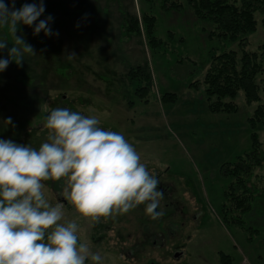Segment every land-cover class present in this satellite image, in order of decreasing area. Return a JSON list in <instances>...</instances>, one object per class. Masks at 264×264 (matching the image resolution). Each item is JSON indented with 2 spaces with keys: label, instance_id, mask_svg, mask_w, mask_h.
I'll use <instances>...</instances> for the list:
<instances>
[{
  "label": "rangeland",
  "instance_id": "obj_1",
  "mask_svg": "<svg viewBox=\"0 0 264 264\" xmlns=\"http://www.w3.org/2000/svg\"><path fill=\"white\" fill-rule=\"evenodd\" d=\"M66 1L67 16L55 5L58 0L45 9L59 11V22L51 24L58 36L46 37L43 31L33 35L27 25L17 31L35 54L0 72V138L38 148L46 140L43 124L51 109L95 115L102 127L124 134L162 188L175 189L185 215L174 216L173 198L161 195L158 217L146 214L141 204L93 220L54 194L53 187L60 192L62 182H44L50 203H63L64 219L77 222L80 239L101 254L103 264H150L147 224L181 226L178 240L163 252L150 253L158 264H222V255L228 264H264V163L250 178L241 170L247 161L241 160L240 168L236 160L251 150L249 118L257 103L249 105L239 92L237 110L212 111L204 83L214 56L235 51L241 59V42L220 35L212 19L197 17L189 0ZM241 2L232 0L238 6ZM22 4L15 1L16 8ZM144 16H149V35ZM131 20L144 30L138 33L136 25L126 30ZM262 21L258 14L256 31L245 36L246 51L264 46ZM0 38L11 47L7 27L0 29ZM69 54L75 56L68 59ZM0 56H7V48ZM8 117L11 125L4 122ZM255 132L264 149V121ZM237 176L243 186L236 192L231 185ZM248 188L260 197L259 208L244 220ZM129 250L140 261L127 260L123 253ZM174 252L183 253L180 261ZM163 253L168 260L159 259Z\"/></svg>",
  "mask_w": 264,
  "mask_h": 264
},
{
  "label": "clouds",
  "instance_id": "obj_2",
  "mask_svg": "<svg viewBox=\"0 0 264 264\" xmlns=\"http://www.w3.org/2000/svg\"><path fill=\"white\" fill-rule=\"evenodd\" d=\"M44 12V0L19 8L15 0L10 5L0 0V29L7 27L13 35L11 47L0 38V51L7 48V56H0V72L35 54L17 35L21 25L32 27L33 35H59L50 14L40 19ZM4 122L11 125L12 118ZM43 127L47 137L38 148L0 138V264H103L101 254L80 239L77 222L64 219L63 203H50L44 182H62L59 196L95 220L141 204L154 215L162 195L159 180L124 134L102 127L95 115L57 107L48 112Z\"/></svg>",
  "mask_w": 264,
  "mask_h": 264
},
{
  "label": "trees",
  "instance_id": "obj_3",
  "mask_svg": "<svg viewBox=\"0 0 264 264\" xmlns=\"http://www.w3.org/2000/svg\"><path fill=\"white\" fill-rule=\"evenodd\" d=\"M15 1L19 3L20 0ZM26 1L28 0H22L23 3H27ZM55 1L57 0H44L45 9H48L49 2H52V5L56 3ZM29 3H31V1ZM189 4L197 17L201 19H212L216 28L221 32L220 35L229 36L232 41L239 40L241 42V59H237V53L235 51L224 52L221 55L214 56L211 66L206 72L204 83L207 87L208 99L213 101L209 104L212 111L237 110L238 106L235 104V99L239 92L244 93L245 99L249 105L257 103L255 110L249 118L253 130L251 150L245 153L244 157L240 156L236 159L239 161L238 165L240 168H242V163L240 161L243 159L247 161L244 168L241 170L244 174L248 175V177L252 178L254 170L264 163V149H262V143L259 140L258 134L255 132L258 124L264 121L263 86L261 85L264 82V46L260 48L261 50L259 49L254 52L246 51L244 49V42L245 36L256 31L258 14L262 16V22L264 24V0H242L240 6L232 3V0H189ZM55 5H57L59 7L58 10L61 9L66 16L70 14L69 1L58 0ZM58 10L50 7L49 10H45V12H47L46 14L44 12L43 16L50 14L58 23ZM129 19L124 20L127 22ZM131 21H128L129 24L126 23L125 25L128 31V27L134 29V25L138 26L137 20ZM148 21L149 16H144L143 24L147 35H149ZM146 22L148 25H146ZM143 30H140L139 26L138 29L136 28L138 33H141ZM236 164V162L233 163L234 166H236ZM231 174H233V171ZM236 182L237 183L234 184L235 186H231H233L237 192L238 190H236V188H239L240 185L243 186V180L241 177L237 176ZM253 187H255V185H253ZM252 192V188L246 190L249 199L246 200V202L248 201V212L244 215V220H246L252 212L257 211L256 208L259 206L258 200L260 197L252 196ZM256 192L257 191H255V193ZM248 229H252L253 232L260 231L254 230V228ZM222 257V264H228L227 257L224 255H222Z\"/></svg>",
  "mask_w": 264,
  "mask_h": 264
},
{
  "label": "flooded vegetation",
  "instance_id": "obj_4",
  "mask_svg": "<svg viewBox=\"0 0 264 264\" xmlns=\"http://www.w3.org/2000/svg\"><path fill=\"white\" fill-rule=\"evenodd\" d=\"M162 182L160 183L159 181V189L162 193V195H165V197L167 198H173V204H174V216L179 217L180 215H185V211L183 210L184 206L182 204H180V202L177 200V195H176V191L172 186H166V188H162ZM53 192L56 196L59 195V191L57 189H54L53 187ZM165 207H169V204H165ZM179 214V216L177 215ZM159 216V214H158ZM157 216V217H158ZM147 232H146V240H145V244L149 247V258H150V264H158L157 260H155L156 258H153L150 253H153L155 250H158V252H163L164 250H166L168 244L171 241H175L178 240L177 237L180 233L181 230V226H157V228H155V226H149V224H147ZM109 228V226H108ZM110 229V228H109ZM173 239V240H172ZM130 253H123L124 257L127 260H132V261H140V256L138 255H132L133 251H130ZM173 258L175 260L180 261L181 258L183 257V253L182 252H174L172 254ZM168 254H160V258L163 261L168 260Z\"/></svg>",
  "mask_w": 264,
  "mask_h": 264
},
{
  "label": "water",
  "instance_id": "obj_5",
  "mask_svg": "<svg viewBox=\"0 0 264 264\" xmlns=\"http://www.w3.org/2000/svg\"><path fill=\"white\" fill-rule=\"evenodd\" d=\"M154 213H155V214H154L153 216H154V217H157V215H158V209H157V208L154 210Z\"/></svg>",
  "mask_w": 264,
  "mask_h": 264
}]
</instances>
